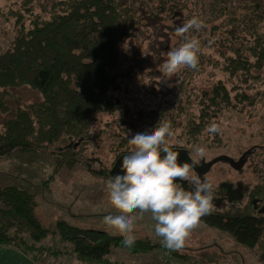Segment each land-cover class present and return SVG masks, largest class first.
I'll return each mask as SVG.
<instances>
[{
	"label": "rangeland",
	"instance_id": "1",
	"mask_svg": "<svg viewBox=\"0 0 264 264\" xmlns=\"http://www.w3.org/2000/svg\"><path fill=\"white\" fill-rule=\"evenodd\" d=\"M219 1L218 8L225 3L230 9L240 8L235 12L239 19L232 23L234 27L246 32L250 26H257L260 32L264 31V22L259 23L250 11L252 0ZM48 3L50 0H0V53L10 48L18 32V14L22 15V26L27 30L31 16L24 9L30 8L34 14L47 18L48 14L41 11V5ZM150 5L148 8L153 12L160 10V15L146 17L119 49L121 65L116 70L120 73L117 80L119 89L110 92L118 104L117 109L113 113L93 114L87 135L72 142L78 145L72 159L63 155L65 146L60 144L29 152L14 150L7 156V164L14 168L20 167L21 163L26 167L32 164L36 168L34 175L38 178L34 180L35 186L21 184L24 187L19 189L35 195L38 200L36 214L45 226L53 228L57 220H66L81 229L121 236L103 222L105 215L117 214L107 197L105 185L110 179L107 175L119 155L131 151L128 139L136 133L151 131L163 119L171 120L173 124L175 135L170 141L173 148L186 147L192 158L196 157L197 146H206L208 155L201 160L200 166L210 163L211 166L206 173L195 172V175L201 180L208 178L215 185L213 212L226 211L231 207L229 200H237V207L252 204L253 213L264 217V197H254L255 189L264 187V85L257 83L254 86L252 81L244 84L242 77L235 80L223 70V57L214 47L211 25H207L214 21L217 2L153 0ZM193 16L202 18L206 23L201 32L193 33L200 39L203 48L199 67L196 70L184 68L167 83H160V66L166 59V53L181 42L175 29ZM223 20L220 18L215 23L221 25ZM219 83L224 84L232 96L244 90L250 100L242 103L243 107L237 110L205 109L207 102L201 93L210 92ZM9 91L10 111L0 113V129L17 107L37 104L42 99L36 90L27 86ZM204 109L208 114L205 118L201 117ZM194 123H203V129L192 139L189 132ZM213 123L220 125L219 134L207 132L208 126ZM6 166L2 165L0 169ZM104 173L107 175L102 177ZM184 182L183 186L189 188V183ZM238 193V198L230 196H237ZM45 199L52 206L49 214L45 209ZM69 211L79 213L80 219L67 220L70 219ZM137 214H140L138 210ZM151 216L150 212L143 213V220L138 221L134 229L137 239H147L154 245L151 250L130 253L125 247H111L98 264H187L174 253L186 256L192 264H264V225L257 244L251 249L240 246L229 234L201 224L182 251L170 252L162 246L161 238L155 236V221ZM20 235L27 244H31L28 234ZM45 239L42 245L45 248L34 255L38 262L48 264L47 260L54 259L49 255L60 253L57 260L63 264H77L73 247L72 250L62 247L63 243L53 235Z\"/></svg>",
	"mask_w": 264,
	"mask_h": 264
},
{
	"label": "trees",
	"instance_id": "2",
	"mask_svg": "<svg viewBox=\"0 0 264 264\" xmlns=\"http://www.w3.org/2000/svg\"><path fill=\"white\" fill-rule=\"evenodd\" d=\"M151 1L50 0L41 5L47 18L34 14L30 8L24 9L31 16L27 30L22 26V15L18 14V32L10 48L0 53V113L10 111L11 88L27 86L42 99L37 104L17 107L4 121L0 129V157L9 156L14 150L29 152L60 144L65 146L63 155L72 159L78 146L72 142L87 135L93 114L113 113L117 109L110 92L119 89L120 73L116 72L121 65L119 49L146 17L160 15V10L153 12L148 8ZM213 1L218 4L215 18L207 25H211V40L223 57V70L235 80L242 77L244 84L252 81L254 86L264 85V31L260 32L257 26H250L246 32L234 27L232 23L239 19L235 12L240 8L230 9L226 3L218 8L220 1ZM250 11L259 23L264 22V0H252ZM220 18L224 20L218 25L215 22ZM201 97L207 102L205 109L216 110H237L250 100L244 90L232 96L222 83L210 92L201 93ZM205 109L201 112L203 118L208 116ZM192 126L189 133L195 139L203 123ZM185 148L173 150L187 152ZM254 197H264V187L256 188ZM228 203L231 204L228 210L204 216L202 224L229 234L245 248L255 247L264 217L253 213L252 204L240 208L235 205L237 200ZM0 204V245L20 249L34 260V255L43 250L36 245L48 235L71 244L72 252L82 262H102L111 247H125L122 236L81 229L64 220H57L53 228L43 225L36 214L35 195L30 191L15 186L0 187ZM21 233L28 234L31 244L25 242ZM153 247L147 239H136L134 247L125 248L138 253ZM174 255L192 264L186 256Z\"/></svg>",
	"mask_w": 264,
	"mask_h": 264
},
{
	"label": "clouds",
	"instance_id": "3",
	"mask_svg": "<svg viewBox=\"0 0 264 264\" xmlns=\"http://www.w3.org/2000/svg\"><path fill=\"white\" fill-rule=\"evenodd\" d=\"M205 27L198 16L176 27L181 42L166 53L160 66V83H167L184 68L198 69L203 48L193 33ZM207 132L219 134L221 127L210 124ZM174 135L168 119L160 120L151 131L132 135L128 139L132 148L123 156L120 171L106 181L107 197L117 214L105 215L103 222L123 237L125 247L135 246L137 222L143 220V213L150 212L155 221L154 234L161 238L162 246L170 252L182 251L201 226L202 218L214 211L215 185L195 175V168L208 155L206 146H197L196 157L181 164L179 153L170 145ZM182 181L188 182L189 188Z\"/></svg>",
	"mask_w": 264,
	"mask_h": 264
},
{
	"label": "crops",
	"instance_id": "4",
	"mask_svg": "<svg viewBox=\"0 0 264 264\" xmlns=\"http://www.w3.org/2000/svg\"><path fill=\"white\" fill-rule=\"evenodd\" d=\"M7 158H8L7 156L0 157V166L7 165L5 169H0V187L3 188L6 186H15L17 188H23L24 187L23 185L27 184L33 188L35 186L34 180L36 178H38V177H35V175H34V170L36 171V168H34V165L28 164L26 167L24 164L21 163L20 167L17 166L16 168H14V167L10 166L9 164H7V160H6ZM28 171H30L31 173H29ZM21 184H23V185H21ZM49 189L50 188H48V190ZM35 201H36V205H37L36 209H38L37 198H35ZM45 204H47V205H45L46 212L49 214V212L52 211V206L49 205V202L47 201V199H45ZM68 215H69L70 219H67V220H70V221L80 219V217H81V215L79 213H75L72 211H69ZM46 218L49 221H52L51 218H49V217H46ZM64 221H66V220H64ZM44 240H46V239H44ZM43 241L41 242V244L36 245V246L42 247V245L44 244ZM62 245H63L62 247L72 250V248H71L72 246H65V244H62ZM58 246H61V244L60 245L58 244ZM43 248H45V247L43 246ZM59 254L60 253H58V255H54L51 257L49 255V258L53 257L54 259L47 260L48 264H63L62 262L57 260V258L61 256ZM231 260H233V259H231ZM75 261L77 264H98L96 262H82V261H79L78 259H76ZM0 264H42V263L38 262L37 259L34 260V258L31 255L25 253L24 251H22L20 249H16V248L9 247L6 245H0Z\"/></svg>",
	"mask_w": 264,
	"mask_h": 264
},
{
	"label": "water",
	"instance_id": "5",
	"mask_svg": "<svg viewBox=\"0 0 264 264\" xmlns=\"http://www.w3.org/2000/svg\"><path fill=\"white\" fill-rule=\"evenodd\" d=\"M174 151H177L179 153V162L182 164L184 162H191V159L188 155V153L186 151H182V150H174ZM126 155V154H123L121 156H119L116 161L114 162V164L112 165V168L111 170L109 171V176L112 178L115 174H117V172L120 171V164L122 162V158L123 156ZM211 166V163L210 164H206V165H202V166H197L195 168V172L198 173V174H202V173H206L209 169V167ZM183 185L185 184L184 181L181 182ZM185 188L186 185L184 186ZM228 199V198H227ZM230 199V198H229ZM231 200H229L230 202Z\"/></svg>",
	"mask_w": 264,
	"mask_h": 264
},
{
	"label": "flooded vegetation",
	"instance_id": "6",
	"mask_svg": "<svg viewBox=\"0 0 264 264\" xmlns=\"http://www.w3.org/2000/svg\"><path fill=\"white\" fill-rule=\"evenodd\" d=\"M230 189V188H229ZM238 195H239V193L237 194V196H232V195H230L231 197H238Z\"/></svg>",
	"mask_w": 264,
	"mask_h": 264
}]
</instances>
